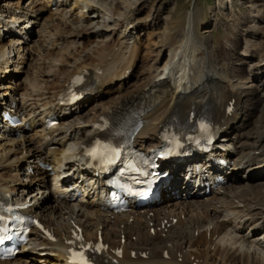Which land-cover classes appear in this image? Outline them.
<instances>
[{
    "label": "bare ground",
    "instance_id": "6f19581e",
    "mask_svg": "<svg viewBox=\"0 0 264 264\" xmlns=\"http://www.w3.org/2000/svg\"><path fill=\"white\" fill-rule=\"evenodd\" d=\"M146 1L0 0V25L21 24L20 35L0 36V104H22L13 110L22 120L16 128L0 123V192L30 204L28 210L52 234L34 229L16 256L0 264H68V248L81 245L94 254L101 250L103 264H264V180L230 188L227 201L217 196L221 188L194 201L205 188L189 187L190 201L162 203L163 193L154 207L119 214L100 211L91 199L88 190L100 179L85 167L83 145L94 140L103 118L135 112L142 115L135 137L142 147L158 146L169 122L186 131L204 116L226 128L220 143L228 150L222 155L237 153L236 166L264 176V0L250 1L241 22L246 27L225 34L220 47L200 31L195 11L167 22L153 43L161 50L146 75L129 82L127 72L142 57V45L151 44L137 18ZM40 10L48 12L29 42L28 29ZM234 56L237 64L250 59L251 68H232ZM17 67L25 76L5 82ZM75 75L84 76L82 88L94 96L110 90L117 95L86 113L81 109L89 97L63 106ZM53 112L61 122L46 131L44 118ZM256 112L254 137L242 130ZM48 194L52 203H42Z\"/></svg>",
    "mask_w": 264,
    "mask_h": 264
},
{
    "label": "rangeland",
    "instance_id": "374dc122",
    "mask_svg": "<svg viewBox=\"0 0 264 264\" xmlns=\"http://www.w3.org/2000/svg\"><path fill=\"white\" fill-rule=\"evenodd\" d=\"M250 1L251 0H148L146 1L144 7L140 9V11L137 13V18H138L139 26H141V28L144 26L145 29L144 37H143L144 40L145 38H147V35L150 36L152 35L150 37L151 44L149 43L148 46L142 45V52H141L142 57L139 60H137L136 63L127 72V75L129 77V82L135 81L137 76L146 75V72L149 70L148 68H150V65L154 61L157 52L161 50V47L160 49L159 47L156 48V46L153 45V43L158 42L161 36L160 33L167 26V22L173 21L174 19L179 17H183V18L186 17V19H188L190 12L195 11L197 12L196 17L199 18L202 23V25L201 24L199 25L200 31L203 28L202 31L205 32L203 34L208 38V40L212 44H216L220 47L221 44L223 43V37L225 34H227L229 31L235 32L234 29L238 25H239L238 29L241 28L243 30L244 29L243 27H246V25L241 26L242 24L241 22L243 18L246 17L247 9L250 6ZM47 12H48L47 10H40V12H35V14L33 15L34 25L29 27L28 29L29 36L26 38V40L28 39L29 42H33L37 38V31L40 30L41 24L45 16L47 15ZM195 21H197V19ZM239 46H240L239 51H241L243 47V42H240ZM167 57H168V50H164L163 55L161 56V60L159 62V66L164 65L165 61L167 60ZM237 61H238V56H234L233 59H230V64H232V68L234 67L243 68V70L245 69L247 71L251 68L249 62L250 59L246 63H242V64H237ZM26 67L27 66H25V68L22 69L25 70ZM263 67H264V62H263ZM133 68L135 69L133 70ZM24 76L25 73H23L22 70L19 67H17L16 69H13L12 71H9L7 73L6 76L7 79H5V82L17 83ZM262 94H264V92ZM115 95H117L116 91L110 90L106 93H102L98 96H93L89 98L84 103L81 109V113L82 112L86 113V111L92 110L93 108H95V105L101 102H105L109 100L111 97H114ZM90 114L91 113H89L88 116H90ZM258 115H259L258 112L253 114L249 120L250 125L249 124L247 126L245 125L242 131L247 133L252 132V136H254L255 134L252 131L251 123L253 124V122H255V119ZM259 154L260 153H258L257 155ZM236 155L237 153H233L231 157L233 158ZM236 167L238 169L236 168L237 170H235V172L233 171L234 173L231 176V178L234 179V182L227 183L225 187H220L223 188L224 192H221V194L217 195L220 197L219 200L221 199H225L226 201L229 200L230 196L227 194L229 193L231 194L232 193L231 191H234L240 185L243 184L249 185L252 183L253 184L258 183L260 182L259 179L264 180L263 179L264 176H262L261 174L256 175L255 173H252L253 175L252 174L250 175L248 172L245 173L244 171H242L241 167L238 166ZM231 178L229 179V181L231 180ZM211 195L212 192L209 194L204 193L203 195H199L197 196L196 199H192V200L195 201L200 199H206L204 198L205 196L210 197ZM53 198L54 197H52L51 194H48L44 200L42 199L43 200L42 203L44 202L45 204H48L50 202L52 203L51 200H53ZM190 200H191L190 198L183 199V201L185 202ZM165 201L166 200L164 199L162 203H164ZM150 214L153 215V212H151ZM262 230H264V228H262L261 231Z\"/></svg>",
    "mask_w": 264,
    "mask_h": 264
},
{
    "label": "snow or ice",
    "instance_id": "6c2138e0",
    "mask_svg": "<svg viewBox=\"0 0 264 264\" xmlns=\"http://www.w3.org/2000/svg\"><path fill=\"white\" fill-rule=\"evenodd\" d=\"M0 219H2V218H0ZM2 242H3V238H0V243H2ZM81 264H87V261L83 259L82 254H81Z\"/></svg>",
    "mask_w": 264,
    "mask_h": 264
}]
</instances>
